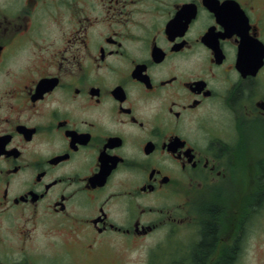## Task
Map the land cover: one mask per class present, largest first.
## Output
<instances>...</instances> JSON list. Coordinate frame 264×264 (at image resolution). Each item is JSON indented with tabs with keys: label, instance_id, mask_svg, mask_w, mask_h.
<instances>
[{
	"label": "flooded vegetation",
	"instance_id": "flooded-vegetation-1",
	"mask_svg": "<svg viewBox=\"0 0 264 264\" xmlns=\"http://www.w3.org/2000/svg\"><path fill=\"white\" fill-rule=\"evenodd\" d=\"M261 217L264 0H0V264H240Z\"/></svg>",
	"mask_w": 264,
	"mask_h": 264
},
{
	"label": "rangeland",
	"instance_id": "rangeland-1",
	"mask_svg": "<svg viewBox=\"0 0 264 264\" xmlns=\"http://www.w3.org/2000/svg\"><path fill=\"white\" fill-rule=\"evenodd\" d=\"M246 252L241 259L240 264H264V217H261L255 224V231L251 232V236L246 238ZM152 245V241H150ZM182 244V243H181ZM150 245L149 262L151 264H160L158 257L157 246ZM154 245V244H153ZM173 243L161 242V264H173L172 253L175 252L174 248H170ZM169 253H165L167 251ZM188 251V250H187ZM128 264H146L145 250L143 246H134L131 257H127ZM149 263V264H150Z\"/></svg>",
	"mask_w": 264,
	"mask_h": 264
},
{
	"label": "trees",
	"instance_id": "trees-1",
	"mask_svg": "<svg viewBox=\"0 0 264 264\" xmlns=\"http://www.w3.org/2000/svg\"><path fill=\"white\" fill-rule=\"evenodd\" d=\"M205 237L201 243L198 254L196 255V259L203 260L206 256V253L212 248L215 239V226L214 223H208L205 228ZM233 262V253H225L223 258L218 264H232ZM200 264V263H194Z\"/></svg>",
	"mask_w": 264,
	"mask_h": 264
}]
</instances>
